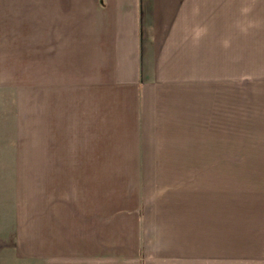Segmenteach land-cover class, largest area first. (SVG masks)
<instances>
[{
    "label": "crops",
    "instance_id": "crops-1",
    "mask_svg": "<svg viewBox=\"0 0 264 264\" xmlns=\"http://www.w3.org/2000/svg\"><path fill=\"white\" fill-rule=\"evenodd\" d=\"M254 2L22 0L17 64L0 37V170L40 264L199 263L202 171L229 170L202 164V84L247 53ZM248 235L264 254V227Z\"/></svg>",
    "mask_w": 264,
    "mask_h": 264
},
{
    "label": "rangeland",
    "instance_id": "rangeland-1",
    "mask_svg": "<svg viewBox=\"0 0 264 264\" xmlns=\"http://www.w3.org/2000/svg\"><path fill=\"white\" fill-rule=\"evenodd\" d=\"M261 2L255 0L253 8L247 12L240 10V23L248 25V31L245 27L240 29V50L242 41H246L243 45L246 47L247 43L248 50L240 52L239 58L233 60V73L230 74V68L229 71L222 69L220 75L204 77L208 81L202 84V164H216V169L229 170L202 171V235L199 241L191 240L193 249H200V257L195 258L198 264H264L262 252L241 253L242 239L248 234V239L257 232L261 234L264 227V188H260L264 187V15ZM21 5L22 0H0V37L10 31L16 64L21 54L18 42L22 41L21 37H16V32L22 29V22L14 23L12 15L22 19ZM244 16L247 19L241 22ZM6 99V91L0 89V153L6 147V118L3 117L6 110L2 108L3 103L6 106ZM237 163L242 166L235 168ZM5 175V171L0 170V264H40L36 247L26 251L28 246L22 244L21 219L25 210L14 202L13 193L7 199ZM177 175L190 180L193 177L190 172ZM243 181L247 186L241 187L245 190L239 195L237 183ZM37 213H29L28 223L37 220L34 219ZM165 247L166 252L159 257V251H151L155 255L151 261L163 259L167 253L173 255L170 248Z\"/></svg>",
    "mask_w": 264,
    "mask_h": 264
}]
</instances>
